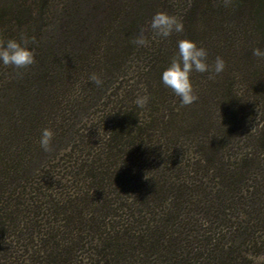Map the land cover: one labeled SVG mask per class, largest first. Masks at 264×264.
I'll return each mask as SVG.
<instances>
[{
	"label": "trees",
	"instance_id": "obj_1",
	"mask_svg": "<svg viewBox=\"0 0 264 264\" xmlns=\"http://www.w3.org/2000/svg\"><path fill=\"white\" fill-rule=\"evenodd\" d=\"M157 12L183 32L156 37ZM22 35L35 63L18 77L0 67V264L264 254V58L252 54L264 49V0L0 3V40ZM184 38L225 69L193 72L197 100L181 107L160 74Z\"/></svg>",
	"mask_w": 264,
	"mask_h": 264
},
{
	"label": "clouds",
	"instance_id": "obj_2",
	"mask_svg": "<svg viewBox=\"0 0 264 264\" xmlns=\"http://www.w3.org/2000/svg\"><path fill=\"white\" fill-rule=\"evenodd\" d=\"M149 28L156 37L168 39L173 33H181L184 30L182 20L165 12L154 13L149 22ZM138 35L133 43L138 46L147 44V39L142 34ZM34 42V38L20 36L0 40V67H11L14 76H20L21 70L27 69L35 63V50L29 45ZM253 56L264 58V49L254 48ZM225 69V62L217 56L210 64L208 62V52L203 47H198L195 42L184 38L176 42V51L170 58L167 66L161 71L160 82L169 89L179 100L181 107L193 104L197 100L194 92L191 74L209 73V78L219 75ZM89 81L97 87L102 85V80L98 75L92 73L88 77ZM147 95H138L133 101L138 108H144L148 103ZM53 131L50 128H43L39 134V147L42 151H49L53 139ZM253 264H264V254L252 256L248 255Z\"/></svg>",
	"mask_w": 264,
	"mask_h": 264
},
{
	"label": "rangeland",
	"instance_id": "obj_3",
	"mask_svg": "<svg viewBox=\"0 0 264 264\" xmlns=\"http://www.w3.org/2000/svg\"><path fill=\"white\" fill-rule=\"evenodd\" d=\"M6 0H0V3H2V2H5ZM127 2V1H126ZM136 8H138V7H136Z\"/></svg>",
	"mask_w": 264,
	"mask_h": 264
}]
</instances>
